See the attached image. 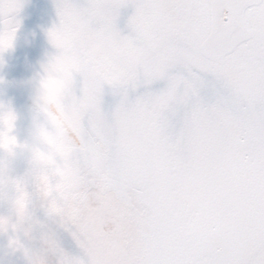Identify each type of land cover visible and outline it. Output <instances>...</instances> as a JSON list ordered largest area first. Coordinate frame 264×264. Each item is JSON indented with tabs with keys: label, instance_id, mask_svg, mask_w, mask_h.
<instances>
[{
	"label": "snow or ice",
	"instance_id": "6c2138e0",
	"mask_svg": "<svg viewBox=\"0 0 264 264\" xmlns=\"http://www.w3.org/2000/svg\"><path fill=\"white\" fill-rule=\"evenodd\" d=\"M55 4L62 140L42 177L29 153L0 154L7 251L22 264H264V0Z\"/></svg>",
	"mask_w": 264,
	"mask_h": 264
},
{
	"label": "clouds",
	"instance_id": "9594fccd",
	"mask_svg": "<svg viewBox=\"0 0 264 264\" xmlns=\"http://www.w3.org/2000/svg\"><path fill=\"white\" fill-rule=\"evenodd\" d=\"M18 5L19 0H0V71L6 65L5 54L15 47ZM46 36L57 53L66 42L64 33L56 26L49 29ZM30 83L33 89L30 124L23 139L18 127L20 114L12 100L0 96V154L29 153L33 174L42 177V169L54 163V152L61 145L65 118L63 101L69 86L66 61L57 54L47 57ZM6 85V79L0 76V88Z\"/></svg>",
	"mask_w": 264,
	"mask_h": 264
},
{
	"label": "rangeland",
	"instance_id": "374dc122",
	"mask_svg": "<svg viewBox=\"0 0 264 264\" xmlns=\"http://www.w3.org/2000/svg\"><path fill=\"white\" fill-rule=\"evenodd\" d=\"M21 26L17 32L13 51L5 54V67L0 71L7 85L0 88V96L13 101L21 116L19 134L23 139L30 124L31 81L47 57L56 55L57 50L48 42L46 33L59 25L55 0H24L20 13ZM111 102V97L106 98ZM0 264H22V258L7 251L6 242L0 237Z\"/></svg>",
	"mask_w": 264,
	"mask_h": 264
}]
</instances>
